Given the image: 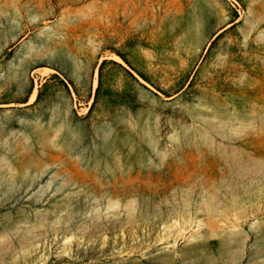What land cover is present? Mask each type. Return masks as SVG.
<instances>
[{
  "label": "rangeland",
  "instance_id": "obj_1",
  "mask_svg": "<svg viewBox=\"0 0 264 264\" xmlns=\"http://www.w3.org/2000/svg\"><path fill=\"white\" fill-rule=\"evenodd\" d=\"M0 264H264V0H0Z\"/></svg>",
  "mask_w": 264,
  "mask_h": 264
}]
</instances>
